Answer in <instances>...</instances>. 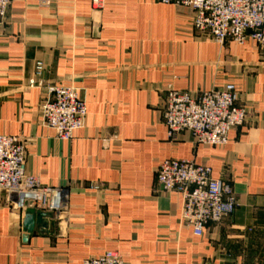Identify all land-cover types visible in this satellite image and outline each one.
<instances>
[{
	"label": "crops",
	"instance_id": "crops-1",
	"mask_svg": "<svg viewBox=\"0 0 264 264\" xmlns=\"http://www.w3.org/2000/svg\"><path fill=\"white\" fill-rule=\"evenodd\" d=\"M192 20L189 7L158 0H106L98 11L90 0L11 1L0 28V134L22 138L27 172L68 199L64 217L27 234L34 211L12 209L0 191V264H83L106 251L124 264H264V51L250 39L219 45ZM227 83L247 116L226 145L189 132L167 139L168 85L196 94ZM50 85H73L86 102L68 141L40 123ZM170 158L209 166L235 193L232 215L201 237L180 220L181 196L155 189Z\"/></svg>",
	"mask_w": 264,
	"mask_h": 264
},
{
	"label": "built area",
	"instance_id": "built-area-1",
	"mask_svg": "<svg viewBox=\"0 0 264 264\" xmlns=\"http://www.w3.org/2000/svg\"><path fill=\"white\" fill-rule=\"evenodd\" d=\"M12 0H0V28ZM106 0H90L93 11L103 8ZM162 4L187 6L193 11L192 31L207 35L219 45L231 41L242 45L247 39L264 51V0H158ZM41 61L33 75L40 79ZM34 85H30L33 87ZM232 83L221 88L192 94L168 85L163 95L162 121L167 139L174 141L189 132L197 144L223 146L229 133L243 125L247 110L238 104ZM86 102L73 85H50L40 106L41 125L54 131L57 139L68 141L84 126ZM98 190L97 185H90ZM155 189L181 196L180 220L201 237L209 224H219L232 215L237 205L231 184L211 176V168L188 159H166L156 169ZM0 191L6 204L23 212L48 213L60 220L67 212L68 192L43 185L26 169L25 141L0 134ZM83 264H124L114 251L90 257ZM220 264V263H206ZM223 264H243L238 261Z\"/></svg>",
	"mask_w": 264,
	"mask_h": 264
},
{
	"label": "water",
	"instance_id": "water-1",
	"mask_svg": "<svg viewBox=\"0 0 264 264\" xmlns=\"http://www.w3.org/2000/svg\"><path fill=\"white\" fill-rule=\"evenodd\" d=\"M50 217L48 213L28 211L25 213L23 228L27 234H31L35 228L42 230L47 226V219Z\"/></svg>",
	"mask_w": 264,
	"mask_h": 264
}]
</instances>
